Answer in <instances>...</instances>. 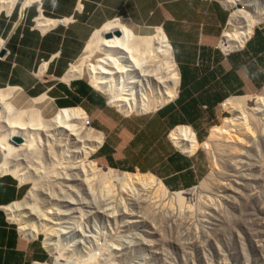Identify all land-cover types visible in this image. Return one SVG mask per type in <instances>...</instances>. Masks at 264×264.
Segmentation results:
<instances>
[{
    "label": "rangeland",
    "instance_id": "rangeland-1",
    "mask_svg": "<svg viewBox=\"0 0 264 264\" xmlns=\"http://www.w3.org/2000/svg\"><path fill=\"white\" fill-rule=\"evenodd\" d=\"M240 6L249 7L243 10L247 22L238 24L241 27L262 18L254 35L264 27V0H242ZM240 6L231 9L230 15ZM113 23L132 29L125 20L109 24ZM236 30L235 25L228 23L224 33L235 34ZM105 52L102 47L86 49L76 63L81 75L90 82L91 72L97 71L94 67L106 57ZM127 74H118V79ZM179 89L180 83L176 97L163 105L155 98L149 112L134 111L125 116L109 105L103 114L128 125H145L150 117L176 100ZM101 93L110 102L111 94ZM248 95L249 109L235 112L221 104L217 108L218 119L204 109L198 127L206 136L205 141L214 127H227L215 145L217 154L212 156L201 146L205 177L196 187L163 191L166 195L155 183L149 188L138 182L143 176L151 178L148 172L107 166L99 157V150L88 149L90 139L82 133L74 137L75 133L70 136L69 130H64V135L50 131L48 138L37 133L23 163L16 161V157L8 161L0 148V171L12 173L29 184V193L20 205L32 197L36 201L34 218L21 219L22 214H18V226L24 233L32 223L50 255L47 264H264V111L261 114L255 110L264 89ZM5 102L21 113L23 123L37 116L50 120L58 113L44 118L32 103L20 108L9 98ZM4 125L1 122L0 138L8 132ZM147 127L142 128L143 132ZM114 137L116 141L115 134ZM78 163L83 168L95 166L88 175L82 172V177H78L70 172ZM33 169L42 174L40 181L34 177ZM110 169L126 180L115 182L107 175ZM41 184L46 195L37 194ZM38 213L45 218L44 227L37 223Z\"/></svg>",
    "mask_w": 264,
    "mask_h": 264
},
{
    "label": "crops",
    "instance_id": "crops-1",
    "mask_svg": "<svg viewBox=\"0 0 264 264\" xmlns=\"http://www.w3.org/2000/svg\"><path fill=\"white\" fill-rule=\"evenodd\" d=\"M230 10L222 0H0V92H11L17 107L38 106L44 118L83 109L91 126L103 131L96 151L107 166L148 172L172 192L191 189L206 175L201 164L206 136L198 127L204 109L218 119L217 108L228 98L264 88V27L240 48L219 46ZM119 19L139 36L162 29L180 72L176 100L145 125L104 115L110 104L101 91L71 73L94 34ZM180 126L196 131L198 146L191 153L171 137ZM29 189L0 171V264L49 261L40 237L23 233L16 222Z\"/></svg>",
    "mask_w": 264,
    "mask_h": 264
},
{
    "label": "bare ground",
    "instance_id": "bare-ground-1",
    "mask_svg": "<svg viewBox=\"0 0 264 264\" xmlns=\"http://www.w3.org/2000/svg\"><path fill=\"white\" fill-rule=\"evenodd\" d=\"M222 1L231 9L240 6V3L242 2V0ZM244 8L249 9L248 6H244L241 7V9L235 10V12L230 15L229 24L235 25L237 30L235 34L230 32L224 33L225 44L223 49L225 51L242 47L248 38L252 36L255 26L259 22H262V18H259L256 21L247 24V26L241 27L238 25L243 24L246 19L244 18ZM161 30H156L157 32L153 36H139L132 29H129L119 23H113L111 25L108 24L104 28L103 37L102 32L98 31L94 34L88 44V50L91 48L94 49L102 47V49L106 51V57L99 60L98 64L94 67L97 71L94 72L93 70L91 72L92 86L101 92L111 94V100L108 104L115 106L117 110L125 116H129L134 111L141 114L143 112H149V107L152 105L155 98H159V103L163 105L175 98L177 95L180 80L178 67L174 60L175 58L173 57L171 45ZM115 31L120 32L119 37L113 36L111 39H106L104 37L106 33H113ZM88 58L90 57L88 56ZM92 68L93 67L91 66L90 70ZM71 73L73 75H81V70L75 67ZM71 73L69 74L71 75ZM124 73H128L127 76L123 75L118 79V74ZM70 75H68L69 78L72 77H70ZM11 95V92H0V105L3 106V111L0 113V124L3 122L5 124L4 127L6 126V129H8V132L0 138V148L5 152V156L8 161H11L13 160V157H16V161L18 160L22 163L25 162L26 154L30 151L34 142V137L37 133L44 135L46 138L50 137V131H55L62 135L64 130H69L72 132L69 133L70 136L75 133L73 134L74 137L81 136L82 133L90 139V148H88L90 151L96 150L102 144L104 139L102 133L87 125L88 117L83 109H62L58 111L53 119L46 120L38 118L37 116L35 120L33 118H28L27 123H23L19 118L21 113L15 110L12 105L5 102V100L10 98ZM249 98H251V95L230 97L222 105L223 107L231 109L235 112H238L239 110L242 111L243 109H249ZM256 103L258 106L255 109L256 112L262 114L264 111V96L258 97ZM225 128L227 127H214L211 130L207 141L203 143L205 149H207L212 156L217 154L215 145L224 133ZM13 136H21L24 139V143L20 146L13 147V144L10 142ZM171 137L179 148H182L187 152H193L198 146L191 127H177L172 131ZM77 140H79V138ZM85 148L86 146L83 147L82 150L85 151ZM93 166L95 165L83 168L82 165L78 163L76 167H80L81 170L74 166L70 172L75 176L82 177L81 173L83 172L85 175L87 173L88 175L90 171L89 169H92ZM32 172L38 181L43 178L42 174H39L37 169H33ZM107 175L115 182H123L126 180V177H120L112 169H110ZM138 182H142L146 187L149 185V188L151 184L155 183L158 188L162 189V192H168V189L164 186L162 181L153 175H151V178L148 176L140 177ZM202 187H205V183L202 184ZM164 192L163 195H166ZM37 194H47L44 191L42 184L39 185ZM178 195L179 193H177L176 198H179ZM31 199L28 203H24L21 206L19 205L20 208L18 209V214H22L21 219L24 217L26 220H28L29 217L31 219L34 218L33 215L35 211L33 209V204L36 201ZM18 214L17 216H19ZM36 215L38 217L37 223L41 227H44L46 223L43 222L45 220V218H43V214L38 213ZM34 223L36 222H33V224ZM25 230L32 235H36V231L32 226V223L28 224L27 229L25 228Z\"/></svg>",
    "mask_w": 264,
    "mask_h": 264
},
{
    "label": "water",
    "instance_id": "water-1",
    "mask_svg": "<svg viewBox=\"0 0 264 264\" xmlns=\"http://www.w3.org/2000/svg\"><path fill=\"white\" fill-rule=\"evenodd\" d=\"M113 36H117V37H119L120 36V32L119 31H115V32H113V33H106L105 35H104V37L106 38V39H111ZM2 111H3V108H2V106L0 105V113H2ZM14 146H20V145H22L23 143H24V139L21 137V136H13L12 138H11V141H10Z\"/></svg>",
    "mask_w": 264,
    "mask_h": 264
},
{
    "label": "built area",
    "instance_id": "built-area-1",
    "mask_svg": "<svg viewBox=\"0 0 264 264\" xmlns=\"http://www.w3.org/2000/svg\"><path fill=\"white\" fill-rule=\"evenodd\" d=\"M224 44H225V41L223 40V37H222V39L220 40V43H219V46L221 49H223ZM87 125L91 127V123H90L88 118H87ZM44 264H47V263H44Z\"/></svg>",
    "mask_w": 264,
    "mask_h": 264
},
{
    "label": "clouds",
    "instance_id": "clouds-1",
    "mask_svg": "<svg viewBox=\"0 0 264 264\" xmlns=\"http://www.w3.org/2000/svg\"><path fill=\"white\" fill-rule=\"evenodd\" d=\"M223 37V36H222ZM92 127V126H91ZM45 263H47V262H45Z\"/></svg>",
    "mask_w": 264,
    "mask_h": 264
}]
</instances>
